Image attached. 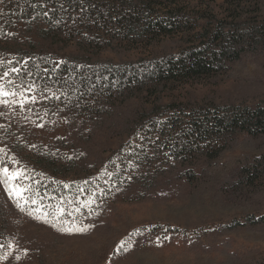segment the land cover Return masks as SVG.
<instances>
[{"label":"trees","instance_id":"trees-1","mask_svg":"<svg viewBox=\"0 0 264 264\" xmlns=\"http://www.w3.org/2000/svg\"><path fill=\"white\" fill-rule=\"evenodd\" d=\"M214 1L0 0V55L12 57L14 67L23 66L36 81L57 89L61 98L56 112L66 117L67 127V136L39 157L22 155L0 128L1 166L15 163L20 178L41 182L32 187L39 191L75 168L85 173L89 167L93 174L107 165L100 150L111 139L143 136L155 139L166 161L179 165L189 183L195 171L189 162L193 153L205 172L225 153L239 149L245 156L224 182L236 193L251 190L257 196L264 190V97L251 105L163 103L166 94L227 74L264 54L260 0H223L218 13ZM19 27L25 29L28 49L9 45L18 39ZM163 41L169 47H160ZM138 49L147 51L130 59L113 58ZM20 178L12 183L19 185ZM0 192V215L6 203L18 213L2 179ZM121 205L106 207L94 200L76 225L87 226L85 232L60 231L59 225L26 215L46 231L19 238L0 227V239L11 242L26 263L35 255L36 262L43 257L51 264H146L143 248L159 242L168 245L162 250L166 255H189L195 261L205 252L204 236L195 238L168 224L137 230L130 240L128 232L117 237V216L133 223L128 217L132 210ZM4 220V228L13 221ZM249 224L263 226L264 214L244 222ZM239 226L233 221L209 233L217 239L224 235L211 246L218 263L237 258L231 237L225 235ZM28 236L29 246L21 242ZM122 240L131 242L126 250L119 249Z\"/></svg>","mask_w":264,"mask_h":264},{"label":"rangeland","instance_id":"rangeland-1","mask_svg":"<svg viewBox=\"0 0 264 264\" xmlns=\"http://www.w3.org/2000/svg\"><path fill=\"white\" fill-rule=\"evenodd\" d=\"M222 2L223 0L213 2L212 8L216 13ZM258 9L259 16L263 18L264 0L259 1ZM16 32L18 39L10 41L9 45L28 49L25 29L19 27ZM160 47L169 45L163 41ZM146 51L138 49L126 51L122 56H111L119 61L134 58L139 52ZM14 66L12 57L3 58L0 55V84H4L8 91L23 92L29 100L21 107L19 102L11 103V96L0 97L9 101L8 104L0 103V128L5 129V133L11 136L12 144L21 147L22 155L39 157L52 151L56 139L67 136L66 117L56 112V102L61 97L55 87L36 81L23 66ZM5 73L8 75L4 76ZM31 97H35V102H31ZM263 97L264 54L252 61H244L233 70L230 69L227 74L205 81L199 80L172 94H166L163 103L174 99L184 103L190 101L197 104L214 102L251 105ZM15 99L19 101L20 97ZM154 140L143 136L124 142L118 138L111 139L100 150L102 158L108 160L107 165L93 174L91 173L94 171L89 167L83 169L85 173L75 168V172L58 176L59 181L52 185L44 182L45 185L39 191L32 187L41 182L32 181L26 176L20 178V175L19 185L27 189L24 194L30 200L24 205L26 211L21 212L19 209V214H13L12 208L6 203L5 210L0 215L2 231L19 238L28 233L29 236H41L46 230H39L38 225L25 218L28 211L36 208L47 212L50 220L55 217L61 223L78 225L94 200L100 201L106 207L120 203L132 210L128 217L133 223L119 219L118 216L114 219L119 226V238L128 232L126 239L130 240L137 230H145L156 224H168L170 228L195 238L204 236L205 252L195 261L189 255H166L162 250L168 245L159 242L155 246L143 248L146 264H223L218 263L219 259L211 252V246L215 242L220 243L224 235H219L217 239V235L209 233L220 230L222 225L233 221L241 226L239 230L225 237H231L237 258L228 260L227 264H264V225H244L250 218L264 214V190L257 196L251 190L236 193L224 182V176L241 164L244 152L238 149L225 153L216 166L206 168L205 172L201 170L198 158L193 153L189 162L190 168L195 171L189 173L192 180L189 183L182 176L179 165L172 160L166 161L163 149L158 148ZM4 167L10 172L21 173V168H17L13 162L4 166L0 164V168ZM32 199L36 201L35 204L31 203ZM59 210H62V214ZM5 218L13 220L7 228H4ZM29 236L21 241L27 246L31 244ZM35 258L33 255L26 263L11 242L8 244L0 239V264H51L43 257L40 262H36Z\"/></svg>","mask_w":264,"mask_h":264},{"label":"snow or ice","instance_id":"snow-or-ice-1","mask_svg":"<svg viewBox=\"0 0 264 264\" xmlns=\"http://www.w3.org/2000/svg\"><path fill=\"white\" fill-rule=\"evenodd\" d=\"M12 71H18L17 69H12ZM8 74L5 73L4 76ZM2 79V78H0ZM11 83V82H9ZM13 97L11 103H20V106L23 107L25 102H28L29 98L25 97L23 92L17 91H8L5 88L4 84H0V97ZM19 96L20 100L17 101L15 98ZM31 102H35V97H31ZM0 103L8 104L9 101L6 99H0ZM21 175L20 172H10L7 167L0 168V179L3 180L5 184L6 190H8L9 196L14 199L16 207L20 209L21 212L26 211L24 205L29 203L30 197H27L24 193L27 191L23 186L12 183ZM32 204H35L36 201L34 199L31 200ZM62 214V210H59ZM28 215L33 216L35 219L42 220L44 223L51 224L52 227H58V230L72 233V232H85L87 231V226L85 227H77L75 224L69 225L67 222H59L55 217L53 219H48V213L43 212L40 208H36L34 210L28 211ZM130 241H121L119 244V249H125L130 246ZM19 259V257H17Z\"/></svg>","mask_w":264,"mask_h":264}]
</instances>
